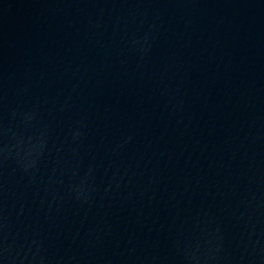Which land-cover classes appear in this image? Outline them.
<instances>
[{
    "label": "water",
    "instance_id": "95a60500",
    "mask_svg": "<svg viewBox=\"0 0 264 264\" xmlns=\"http://www.w3.org/2000/svg\"><path fill=\"white\" fill-rule=\"evenodd\" d=\"M0 264H264V0H0Z\"/></svg>",
    "mask_w": 264,
    "mask_h": 264
}]
</instances>
